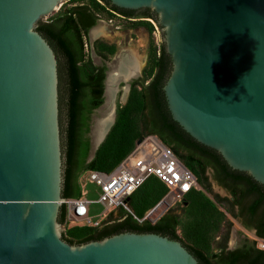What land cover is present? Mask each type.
<instances>
[{
	"label": "water",
	"instance_id": "obj_1",
	"mask_svg": "<svg viewBox=\"0 0 264 264\" xmlns=\"http://www.w3.org/2000/svg\"><path fill=\"white\" fill-rule=\"evenodd\" d=\"M109 1L154 11L171 60L162 89L172 119L264 185V0ZM59 3L0 0V264H199L154 232L62 238L57 58L35 29Z\"/></svg>",
	"mask_w": 264,
	"mask_h": 264
},
{
	"label": "trees",
	"instance_id": "obj_2",
	"mask_svg": "<svg viewBox=\"0 0 264 264\" xmlns=\"http://www.w3.org/2000/svg\"><path fill=\"white\" fill-rule=\"evenodd\" d=\"M102 1L106 5L118 9L111 5L109 0ZM96 19L97 16L87 4H79L65 8L61 13L48 20H39L35 26V29L51 46L57 58L58 101L64 116V122L60 128L63 155L62 198L80 195L78 177L83 170L110 171L132 149L135 139L141 133L149 132L156 134L171 147L176 156L195 176L198 175L202 183H208L205 173L206 169L210 168L213 170V178L219 184L226 185L228 182L236 189L243 188L247 192L255 193L256 196L248 209L254 211L263 205L258 224L264 228V187L259 186L260 184L250 175L232 169L216 150L194 140L172 119L162 89L164 83L162 73L165 67L163 59L169 60L162 45L159 56L154 60L153 67H157V72L147 85L149 91L142 88L138 93H134L133 90L137 85L136 82L132 83L131 94L128 96L127 102L123 106L117 105L113 125L96 149L92 159L88 160L90 115L103 102L105 75V66L94 65L90 58L85 60L84 54L83 37L87 34L88 29L95 24ZM94 48L103 59H107L108 55L114 52L113 46H98L96 43ZM134 113L138 115L141 124L139 130L133 119ZM146 116H149L150 124L145 121ZM157 181L161 183V197L165 193L166 187L158 179ZM196 190L190 191L185 198L193 197ZM214 196L218 201L226 199L217 194ZM237 201L236 192H233L232 199L228 202L232 206ZM169 211L167 210L155 224H150L147 221L138 223L132 214L123 212V217L120 220L103 224L99 228L83 225L69 227L62 232V238L70 245H78L92 240H100L122 231L154 232L181 241L199 264H264V249L256 248L252 242L244 241L240 246L230 250H226L225 246L221 244L218 248L219 252L214 254H207L201 248L184 242L176 233V217ZM133 214L137 215L134 212ZM64 218L65 207L61 204L57 217L58 223L62 224ZM257 235L264 237L261 231L257 232Z\"/></svg>",
	"mask_w": 264,
	"mask_h": 264
},
{
	"label": "rangeland",
	"instance_id": "obj_3",
	"mask_svg": "<svg viewBox=\"0 0 264 264\" xmlns=\"http://www.w3.org/2000/svg\"><path fill=\"white\" fill-rule=\"evenodd\" d=\"M79 4H87L97 16L95 26L103 24L107 31L104 36L99 35L92 38L90 32L83 37L85 60L90 58L95 64H101L103 63L101 58L93 49L94 44L97 43L98 46H114V52L109 54L105 61L107 72L111 64L116 62L118 54L135 50L141 60L140 70L142 73L140 74L148 79L153 72L154 60L162 42V31L156 22L152 19L151 21L147 19L132 21L121 18L110 12L102 0H60L55 11L47 17H43L41 21L56 16L65 8ZM124 87L125 83L119 82L114 98L116 107L118 104L123 106L127 102L128 96L131 94L130 89L125 99H123ZM133 92L138 93L139 88L135 87ZM99 110V107L95 108L90 115L89 139H91L90 129L94 123L93 121L99 115ZM58 118L59 127L61 128L64 122V116L60 108L58 111ZM133 119L136 128L138 130L141 129V124L136 113L133 114ZM91 153L92 144H90L89 156ZM205 174L207 175L208 183H202L198 175H196L199 187L194 196L191 198H184L181 202H177L169 209L170 214L176 217V233L178 236L184 242L201 248L207 254L218 253V248L221 244L228 249H233L240 246L244 241L253 240L254 236L252 231L242 228L230 215L227 205L224 202L218 201L214 196L217 194L223 197L225 193L217 185L210 168L206 169ZM91 187L92 185H89L87 189ZM160 190L161 183H159L154 176H150L146 182L132 194L130 200L127 202L128 207L139 217L143 216L148 210L146 208L151 206L160 197ZM89 197L91 199L96 198L93 193H90ZM100 209L101 206L99 204H93L91 206V214L95 215ZM115 215H117V213H115ZM61 232L63 231L61 230Z\"/></svg>",
	"mask_w": 264,
	"mask_h": 264
},
{
	"label": "built area",
	"instance_id": "obj_4",
	"mask_svg": "<svg viewBox=\"0 0 264 264\" xmlns=\"http://www.w3.org/2000/svg\"><path fill=\"white\" fill-rule=\"evenodd\" d=\"M154 176L165 187V194L139 217L128 207V198ZM80 195L63 198L65 218L62 231L72 226L100 227L121 219L120 212H128L138 222L155 224L157 220L186 194L198 189L195 174L176 156L174 151L156 134L143 132L134 141L132 149L110 171L85 169L78 177ZM92 185L87 189V186ZM93 193L96 198L91 199ZM101 209L91 214V206ZM117 213V215H115ZM260 247L263 248V244Z\"/></svg>",
	"mask_w": 264,
	"mask_h": 264
},
{
	"label": "flooded vegetation",
	"instance_id": "obj_5",
	"mask_svg": "<svg viewBox=\"0 0 264 264\" xmlns=\"http://www.w3.org/2000/svg\"><path fill=\"white\" fill-rule=\"evenodd\" d=\"M111 5H113V4H111ZM106 8L110 12H112V13L116 14L117 16H120L121 18H124L126 20H132L133 21V20H144V19H147V20L151 21V19H152V20H154L156 22V24L160 28V25L158 24L157 15L150 8L143 7V8H139V9H127V8L117 7L118 9H115V8H112V6H110V5H106ZM95 25H96V22L92 26H95ZM90 28L88 29L86 35L89 34V32L91 30ZM161 45L164 48L163 42H161V44L159 46V50L157 52V56H159V54H160ZM93 49L95 50L94 46H93ZM164 51H165V48H164ZM95 53H96V51H95ZM98 56L101 58L103 63L95 64L93 61L92 62L96 66H102V65L105 66V72H104V74H105L104 75V79H105V76H106V73H107L106 72L107 66L105 64L106 59H103L100 55H98ZM163 65L165 67H164V70H163V73H162V78L164 79V83H165V81H166V79H167V77H168V75L170 73V70H171L170 57H169V60L167 58L163 59ZM140 69L141 68H139L138 74L136 76H134L133 78H131V80L129 81V89L128 90L131 89L132 83L136 82V85H137V87L139 89H142V88L144 89L145 88L146 91H149V87H147V85L150 83V81L153 79L154 75L156 74L157 67L153 68V72H152L151 76L148 79L143 77L142 74H140V73H142ZM164 83L162 84V87H163ZM103 90H104V80H103ZM145 121L150 124L149 116H146ZM210 170H211V173H212V176H213V170L212 169H210ZM216 183L222 189V191L225 193V196H223L222 198H226V199L221 201V202H224L227 205V207L229 209V212H230V215L238 222V224L242 228L252 231L254 238H253V240H249L248 242H252L254 244V246L256 248H258V249H264V237H261V236L257 235V232H259V231H261L264 234V228H262L258 224L259 223V218L261 216V212H262V209H263V205H260L254 211H250L248 209V206L252 203V200L256 196L255 193L247 192L243 188L242 189H236L235 186L230 185L228 182H226V185L219 184L217 181H216ZM259 186H263L264 187L263 184H260ZM233 192H236L238 201H237V203H235L232 206H230L228 200L232 199V193ZM120 215H121V218H122L123 217V212H120ZM116 221H118V220H116ZM261 243L263 244V248H261L260 247L261 245H259ZM225 249L226 250H230V249H228L226 247H225Z\"/></svg>",
	"mask_w": 264,
	"mask_h": 264
},
{
	"label": "bare ground",
	"instance_id": "obj_6",
	"mask_svg": "<svg viewBox=\"0 0 264 264\" xmlns=\"http://www.w3.org/2000/svg\"><path fill=\"white\" fill-rule=\"evenodd\" d=\"M91 29V33H89L92 38L99 35L104 36L107 32L103 24L93 26ZM140 66L141 60L139 59V55L135 50H131L128 53L121 52V54H118L116 62L111 64L109 71H107L104 102L99 107V115L92 125L91 138L94 147L102 140L114 118V98L119 82L125 83L123 89V99H125L128 92V82L138 74Z\"/></svg>",
	"mask_w": 264,
	"mask_h": 264
}]
</instances>
